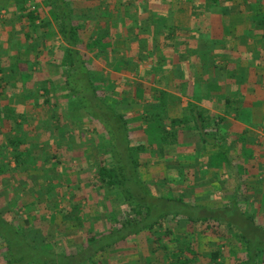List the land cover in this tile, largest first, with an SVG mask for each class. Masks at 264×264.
<instances>
[{
  "label": "rangeland",
  "instance_id": "374dc122",
  "mask_svg": "<svg viewBox=\"0 0 264 264\" xmlns=\"http://www.w3.org/2000/svg\"><path fill=\"white\" fill-rule=\"evenodd\" d=\"M33 1L42 9L43 18L40 20L49 21L50 28L54 30L48 46L58 58L63 57L64 51L61 48L65 40L58 22L52 19L45 0ZM67 1L76 14L84 12L87 5L92 6L97 20L104 22L110 17L109 11L122 5V0L116 3L115 0H107L108 3L106 0ZM161 1L165 3L168 0ZM219 1V5L213 7L212 0H170L169 6L161 9L167 12L172 10L173 15L172 21L162 24L164 33L159 34L154 42L157 44V51L166 60L159 64L169 67V71L163 72L165 75L154 73V66L149 60L139 59V44L134 50L128 48L138 43L133 33H138L139 29L134 26L131 31L129 28L122 30H129L130 44L118 41L119 56L133 61L121 67L119 72L106 67L102 62H95L96 56L87 51L85 46L79 44V49L87 54V59L91 61L90 68L98 74L94 78L95 81L106 78L108 83L115 86L117 96L124 102L121 111L131 130L129 147L136 156L140 178L153 193L180 198L189 205L209 208L235 203L264 226V164L255 156L256 151L264 152L263 132L254 131L252 134L253 129L237 118L234 111H217L218 98L212 101L211 98H192L185 94L183 85L177 80L178 71L176 79L171 78L173 69L170 68L178 65L172 61V57L177 55L176 49L183 54L185 47L180 42L183 38L190 37H186L188 32L178 29L175 30L174 36H178L180 42L175 43L173 35L165 39L164 35L167 36L172 31L167 23L175 24L179 28L188 27L193 19L190 8L194 4L200 5L199 15L201 13L202 19H195V23H202L203 32L210 29L216 30V34L224 32L218 36L208 33L209 38L225 37L227 48H230V41L234 38L240 45L250 39L249 46L256 51L253 41L261 39H251L247 35L239 38L235 33L228 34L231 27H241L249 15L256 12V0ZM16 2L0 0V66L7 68L4 77L0 74V84H8L0 87V112L3 116L0 119V169H5L4 173H0V216L38 248L55 253L77 254L83 247L85 237L91 233L103 232L125 220H139L140 216L132 214L130 205L125 202L121 189L113 190L114 194H108L106 190L97 192L95 177L98 164L118 166L119 155L122 156L126 151L124 146L119 145L117 150L121 154L118 155L117 151L108 145L104 138L105 133L97 121H88L87 117L80 119L67 109L68 101L64 90L59 88L45 97L43 89L37 91V83L41 84L42 79L45 80L47 75L49 77V73L54 74L55 70L58 79L54 83L60 84V87L65 86L64 69L54 63H47L49 59L44 57L46 52L43 39L48 32L45 27L37 31L36 35L30 26H25L24 30L17 27L20 11L12 10V7L17 5ZM258 4L264 12V0H260ZM125 10L123 6L122 11ZM133 14L134 20L140 18L146 28V33L143 32L145 39L153 38L151 35L154 26L150 15L145 12ZM76 23L79 22L76 20ZM91 27L97 29L101 28V25L91 23ZM241 30L236 29L235 32L243 33ZM255 32L264 35V25L256 26ZM27 34L32 36V40H27ZM89 35L90 33L85 32L80 37L85 40ZM18 40L23 44L26 42L25 46L19 47ZM123 44L128 47H122ZM173 44L178 46H172ZM150 46L153 44H148V47ZM235 48L228 53L229 56L234 57ZM238 48L244 52L247 47ZM150 49L152 48H149L148 52ZM223 49L224 45L217 52L221 53ZM263 52L264 50L254 53L255 57L259 53L256 66H264V55H260ZM12 54L15 60L10 58ZM18 60L20 70H36L40 79L22 85L20 77L17 75L15 78L9 72L15 68V61ZM255 62L256 60L252 64ZM178 67L180 66L176 68ZM101 76L104 78L99 79ZM169 78L176 83L171 84ZM46 86L50 88L51 84ZM30 90L37 91V95L33 93L31 98H24L23 94ZM102 93L99 91V94ZM46 98L49 99L48 103L45 102ZM181 109L183 112L180 116H184L188 122L171 127L174 113ZM211 111L217 116L208 124L197 117V114L202 112L206 119L210 118L207 116ZM21 113L24 118L19 117L15 121V117ZM234 117L235 120L239 119L235 124ZM195 120L203 128L196 127ZM48 124H53V129L57 128V125L69 128L67 139L60 142V135L53 138L47 132V129L51 130ZM160 126H166V131L160 133ZM235 126L244 129L236 130ZM21 131L24 137V134L33 137L29 140L31 144L37 137H40V142L33 143L29 150L34 155L32 163L17 166L13 154L16 148L10 145L9 139L21 134ZM54 131L58 133L61 129ZM200 131L208 141L203 140ZM217 143L228 150L233 166L225 164L222 168H213L210 165V158L219 152ZM100 147L103 149L99 151ZM46 156L49 157L48 160L45 159ZM239 163L244 164V170H239ZM50 185L53 189L47 192L45 188ZM249 187L254 188L255 197L253 192L252 195L248 192ZM77 202L81 203L82 207L78 215L73 216L77 209L74 210L72 205ZM238 213L239 208L233 207L225 209L223 215L233 214V218L238 222ZM111 214L116 215V222L109 218ZM78 216L81 219L76 218ZM165 223L167 231L165 227H159L157 230L158 235L162 234L161 243L157 241V235L152 239L145 232H141L122 242L123 248L120 252L95 256L92 262L85 264H174V255L170 253L172 250L179 254L180 259L189 260L190 264H240L239 261L244 256V250L235 244L230 229L226 226H216L213 222H194L182 217L174 221L167 220ZM4 228L9 229L6 226ZM188 245L193 253L185 251ZM166 247L171 250L168 252ZM6 249L7 243L0 238V264L7 262ZM217 252L218 255L214 256Z\"/></svg>",
  "mask_w": 264,
  "mask_h": 264
},
{
  "label": "trees",
  "instance_id": "16d2710c",
  "mask_svg": "<svg viewBox=\"0 0 264 264\" xmlns=\"http://www.w3.org/2000/svg\"><path fill=\"white\" fill-rule=\"evenodd\" d=\"M16 1L17 5L15 4L12 10L20 11V14H18L19 17H17V27L24 30L25 26H30L34 35H36L37 31H40L42 27H45L48 32L43 39V41H45L44 49L46 52L44 57L47 60L49 59L47 63H54L64 69L65 86L61 85L60 87V84L56 85L54 83L58 79L57 70H55V72H53L54 74L49 73V77L47 75L45 80L42 79L41 84L37 83V91L43 89V96L45 97L54 91H58L57 89L59 88L60 90H64L68 101L67 109L74 112L75 115H78L80 119L87 117L88 121H97V123L101 125L102 131L105 133L104 138L108 141V145H111V149H114V151L116 150L117 152H115L118 155L121 154V152L118 151L119 149L117 147L119 145L125 147V154L122 156L119 155L117 159L118 166H108L103 163L98 164L97 176L95 177L98 184L97 192L106 190L108 194H114L113 190L121 189L125 202L130 205L132 214L140 217L139 220H125L120 222V224L112 226L103 232L91 233L85 237L83 247L77 254H64L47 251L32 245L24 234L17 228L8 225L10 223L0 216V238L7 243L6 250L8 258L6 264H85L90 261L92 262L95 256L120 252L123 248L122 242L128 241L129 238L139 235L141 232H145V234L152 237V239L157 235V241L161 243L162 239H160V237L162 234L158 235V228L165 227V231H167L165 222L167 220L174 221L179 217L187 218L194 222H213L216 226H226L230 229L235 244L240 245L239 249L244 250V258L242 257L239 263L264 264V226H262L254 216L247 214L239 205L234 203L217 208L189 205L180 198L159 196L145 185L140 178L136 156L131 147H129L131 130L128 120L125 119L124 113L121 111V106L124 102L117 96L118 91L115 86H113L112 83H108L106 78L101 76L99 79H104L95 81L94 78L98 74L90 68L91 61L89 62L87 59V54L79 49V44L85 46V49L91 51L99 62H102L108 68H113V71L119 72L122 70L121 67L131 64L133 61L125 59L124 56H119L118 41L122 40L130 44L131 35L129 34V30H133L132 27L134 26L139 29L138 33H133V35H136L135 37L138 39V43L128 48L134 50L139 44V59L142 61L149 60L151 65L154 66V73L165 75L163 72L165 70L169 71V67L165 66V64H159L166 60L162 58L161 54L157 51V44L155 45L154 42L159 34L164 33L162 31V24L172 21V10L171 12L161 10L169 6L170 3L168 4V1L170 0L165 3H162L161 0H115L114 3L121 1L127 12L126 10L125 12L122 11V5L117 9L113 8L112 11H109L108 15L110 17L105 19V22L97 20L94 8L90 5L85 7L86 9L84 12L76 14L67 0H45L48 9H50L52 19L58 22L60 32H62L65 40V44L63 48H61L64 51V55L61 58H58L48 46L54 30L50 28L51 23L49 21L40 20L43 18V12L39 4L33 0ZM97 1L98 0H96V2ZM259 1L260 0H256V2H254V10L256 12L252 14L253 16L249 15L248 20L241 27L236 25L234 26L235 28L231 27L228 34L235 33V36L239 38H243L245 35L251 39L258 38L262 40V44L264 45V35L255 32L256 26L264 25V12L258 7L260 6L258 4ZM106 2L108 3L107 0ZM218 2L220 1L212 0V6L215 7L219 5ZM190 9L191 13H193V19L189 22L188 27L181 26V28H179L175 24L169 25L167 23L168 27L172 28L173 33L171 34L172 31H170V34H167V36L165 34V39L173 35L175 43L180 42L177 39L178 36H174L175 30L178 29L188 32V36L186 37H190L183 38V41L180 42V44L185 47L184 52H182L183 54L176 49L175 54L177 55L172 57V61L176 62V64H178L177 66L180 67L171 69H176L178 71L177 80L183 85L185 94L190 95L192 98L197 97L201 99L213 98V96L216 95L219 98V106L216 107L217 111H225L226 113L234 111L236 116H238L237 118L246 123L249 121L248 119L253 116L249 103L247 102L248 99H246L249 90L252 88L248 78L252 73L251 67H258L256 64L259 61V56L254 57V55H247L245 52L241 51V48L234 49V57L229 56L228 53H231L234 47L231 44H229L231 45L230 48L226 47L228 44L225 41V37L224 39L222 36H220L219 39H211L208 37V33H214V35L218 36L219 34L222 35L224 32L222 31L216 34L217 31L213 29L203 32L202 23H195V19H202L201 13L199 15L200 5L194 4ZM134 12L137 14H143L144 12L150 13L154 26V31L151 35L154 36L153 38L145 39L143 32L146 33V28H144L145 26L142 24L140 18L134 20ZM76 20L79 23L75 24ZM91 23L100 24L101 28L97 27V29H93ZM124 28H129V30L124 32L122 31ZM236 29H242L243 33L235 32ZM85 32L90 33V35L89 38L84 40L80 35ZM47 34H50V36L48 37ZM33 39L34 41L36 40L35 37H33ZM221 39H223V43L220 41ZM27 40H32L30 34H27ZM17 44L19 47L21 45L25 46L26 42L23 44L18 40ZM148 44H153L155 47H148ZM217 45H224L223 52H217L218 49L222 48V46ZM172 46L178 45L173 44ZM149 48L152 49L148 52ZM262 50H264V46L257 51L261 52ZM260 55H264V52ZM10 58L15 60L14 54L10 55ZM242 60H249V64L242 63ZM254 60H256V62L252 64ZM19 61L20 60L15 61V68L9 70V72L14 75L15 78L18 75L23 83L22 85L40 79L36 70H20ZM204 66L215 67L217 71L215 74L218 82L217 84L220 82H223V84L219 86L215 85L212 81H208V83L203 81L205 79L204 76H201V72L205 69ZM6 69L7 68L4 69L0 66V74L2 77H4L3 75L7 72ZM201 69L203 70L201 71ZM258 79L259 77L257 80ZM2 80H4V78ZM183 80H185V82H182ZM48 83L51 84L50 88L46 86ZM2 85L8 84L7 82H3L0 84V87H3ZM224 89L228 90V94L221 95L219 92ZM37 91L34 92L30 90V92L23 94V96L29 99L32 97L33 93L36 96ZM99 91L103 93L99 94ZM260 100L259 106L263 107L264 96ZM45 102L48 103L49 99L46 98ZM198 116L202 119V122L208 124L217 114H213L211 111L210 115L207 116L210 118L207 119L202 112L198 113L197 117ZM2 117V113L0 112V119H2ZM19 117L24 118L21 113L18 117H15V121H17ZM186 122H188V120L184 116H177L171 119L170 126L176 127ZM194 122L196 127L203 128L196 120ZM47 126L51 129H47V132H49L53 138L55 135H60V142L64 141L63 139H67L69 128L57 125V128L54 129H61V131L57 133L51 128L53 124H48ZM160 129V133H162L166 131V126H160ZM200 132L203 140L207 141L208 138L205 137V134L202 131ZM20 133L19 135L11 136L9 139L10 145L16 148L13 154L17 166L32 163L34 155L33 152L29 150L33 143L40 142V137H37L34 138L35 140H33L34 142L31 144L29 140L33 137L27 136V134H24V137L22 131ZM217 146L219 152L210 158V165L213 168H222L225 164L233 166V161L229 156L228 150L220 143H218ZM102 149L101 147L98 148L99 151ZM247 155L248 153H246L245 156L247 157ZM45 159L48 160L49 157L46 156ZM238 168L239 170H244V164L239 165ZM4 172L5 169H0V173ZM45 189L47 192H51L50 190H52L53 187L50 185ZM81 207V203H73L72 208L74 210L77 209L75 210L77 213H73V216L78 215V211H80ZM233 207L239 208V213L237 214L239 215L238 222L233 218V214L223 215L225 209ZM76 218L81 219L80 216ZM109 218L112 222H116L115 214H111ZM4 226L9 229H5ZM90 231L92 232V230ZM163 247L165 246L163 245ZM166 249L168 252L171 250L168 247H166ZM181 249L182 248H180L179 251H181ZM185 251L193 253L189 250V245L186 247ZM170 253L174 255L172 257L174 264H190L189 260L180 259L179 254L174 250ZM217 255L218 252L214 256Z\"/></svg>",
  "mask_w": 264,
  "mask_h": 264
},
{
  "label": "crops",
  "instance_id": "0c3cea01",
  "mask_svg": "<svg viewBox=\"0 0 264 264\" xmlns=\"http://www.w3.org/2000/svg\"><path fill=\"white\" fill-rule=\"evenodd\" d=\"M163 3V2H162ZM146 14L150 15V13H147ZM257 39V38H255ZM250 39L247 40L246 42L244 41V43H242L243 45H240L238 41L235 40V38L230 41V44L235 48H238L240 46H245L247 48H244L245 49V53L247 55H250V56H253L255 57V54L254 53H257V48H259L258 46H260V48L262 46H264L262 44V40H257V42H254L253 41V44H254V48L256 51L252 50V47L249 46V43H250ZM128 47V45H122V47ZM247 50V51H246ZM259 54V53H258ZM257 54V56H258ZM256 56V57H257ZM249 60H242V63H247L249 64L248 62ZM95 62H98L100 64V62L98 60H96L95 58ZM200 67H203V66H200ZM205 69H201V76H204V79L205 81L208 83V81H212L215 85H219L220 84L222 85L223 82H220L219 84H217V78L215 76L216 74V69L215 67L213 66H204ZM174 68H176L174 66ZM254 68V69H253ZM251 67V74L249 75V84L252 85V88L249 90V93L246 97V99H248V103H249V106H250V110L252 111L253 113V116H251L247 121V123H245L247 126H249L251 129H253L252 131V134L255 132H263V136H264V106H259L260 105V102H261V98H263L264 96V66H258L257 68L255 67ZM171 69V68H170ZM187 70V69H186ZM172 74V77L171 78H175L176 79V74H177V70L176 69H173V73L171 72ZM259 77V79L257 80V78ZM171 78H169V82L172 84V83H176L174 80H171ZM186 79V77H185ZM161 82V81H160ZM182 82H185V80H183ZM185 84V83H183ZM251 87V86H250ZM228 90L224 89L222 90L221 92H219L221 95H224V94H228L227 92ZM218 98V96H213V98H211L212 101H214V99ZM260 98V99H259ZM219 99V98H218ZM171 109V108H170ZM183 110L181 109L179 112H175L174 113V117H177V116H180L182 114ZM223 112V111H221ZM236 117H234V121L233 123H237L236 121L239 119H236ZM236 127V130H240V128L244 129V127H238V126H235ZM208 141V140H207ZM218 144V143H217ZM264 144V142H263ZM239 147V146H238ZM248 147V146H247ZM255 156H256V159L257 160H261V162H263L264 164V152L263 151H256L255 153ZM251 157V156H249ZM251 159V158H250ZM262 169V168H261ZM264 171V169H262ZM249 190L248 192L252 195L251 192H253V195L255 197V191H254V188L253 187H249Z\"/></svg>",
  "mask_w": 264,
  "mask_h": 264
}]
</instances>
